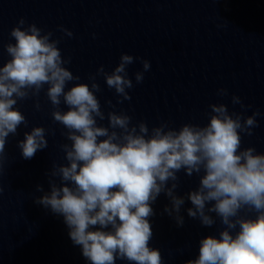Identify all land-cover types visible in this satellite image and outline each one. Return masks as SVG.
Here are the masks:
<instances>
[{
    "label": "clouds",
    "instance_id": "clouds-1",
    "mask_svg": "<svg viewBox=\"0 0 264 264\" xmlns=\"http://www.w3.org/2000/svg\"><path fill=\"white\" fill-rule=\"evenodd\" d=\"M25 25L20 18L9 33L15 43L3 45L10 59L0 66V161L7 138L16 136L21 125L28 127L16 107L18 101L38 97L47 85L52 119L66 129L62 135L70 143L60 145L67 163H54L46 173L50 191L37 185L36 191L44 194L34 202L64 218L68 235L74 245L81 246L83 257L90 264H116L117 260L163 264L160 251L149 247L151 205L164 193L171 201L164 211L177 226L183 225L180 211L185 199L175 194L177 174L183 170L189 177L200 176L198 188L187 194L192 204L187 215L206 227L218 217L224 226L219 238L201 239L198 257L186 264H264V153L254 147L241 150V133L254 134L259 110L245 116L244 110L251 106L233 95L232 104H239L242 111L210 104L209 122L204 126L185 123L175 129L163 122L149 129L143 121L133 124L124 111H109L106 117L96 95L101 91L97 76L104 78L121 104L131 100L128 90L134 87L128 66L140 60L143 71L134 74L140 84L150 62L122 53L111 72L101 65L90 75V85L67 87L80 77L65 67L71 59L62 57L60 39H53L52 31L43 32L35 23ZM59 30L73 37L63 26ZM218 95H228L227 89H219ZM106 103L115 108L111 100ZM40 107L37 101L35 108ZM106 118L107 126L99 123ZM48 134L43 126L25 132L17 143L22 157L32 159L47 148ZM243 210L255 216H241Z\"/></svg>",
    "mask_w": 264,
    "mask_h": 264
}]
</instances>
